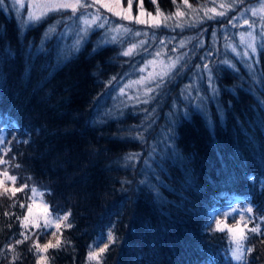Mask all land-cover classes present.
Listing matches in <instances>:
<instances>
[{
	"label": "trees",
	"instance_id": "1",
	"mask_svg": "<svg viewBox=\"0 0 264 264\" xmlns=\"http://www.w3.org/2000/svg\"><path fill=\"white\" fill-rule=\"evenodd\" d=\"M256 1L232 7L233 0H187L189 7L183 0H143V9L186 15L191 7L199 13L214 3L230 6L222 18L200 16L170 31L206 42L213 26L228 28L231 16ZM61 16L22 32L0 9V157L6 161L0 173L17 177L5 187L27 185L11 199L0 196V264H37L41 255L46 264H97L89 252L99 251L101 236L107 243L109 230L116 240L100 264H240L231 257L235 244L225 221L219 218L224 230L217 231L215 216L230 205L251 207L248 228L259 224L264 231L262 53L250 69L221 64L209 83L201 71L193 92L202 102L183 97L196 73L191 60L176 66L148 103L127 101L114 86L134 77L145 54L123 57L116 44L95 48V34L78 51H57V32L47 41L43 33ZM162 29L154 31L169 32ZM33 187L49 218L70 213L59 230L21 227L28 205L35 210ZM22 231L29 239L16 244ZM52 233L60 246L38 253L33 242L55 243ZM245 235V247L255 249L244 261L264 264V237L247 229Z\"/></svg>",
	"mask_w": 264,
	"mask_h": 264
},
{
	"label": "rangeland",
	"instance_id": "2",
	"mask_svg": "<svg viewBox=\"0 0 264 264\" xmlns=\"http://www.w3.org/2000/svg\"><path fill=\"white\" fill-rule=\"evenodd\" d=\"M47 2V0H22V3L25 5L24 7H20L19 4H13L12 0H5V3L0 6V9L7 14L8 16H12L17 23V26L23 32L27 28L32 27L33 25L37 24L38 22L48 18L49 16H55L60 13H64V16L52 18L50 23L48 24V30L43 33L45 35L44 41H47L50 36L54 32H57V36L55 38V47L57 51L62 52H75L80 49L89 40V36L91 34H95V38L93 40V46L95 48H101L106 45L116 44V45H123L121 49V54L123 51H127L129 48L132 47L133 44L139 45V47L134 48L132 53L129 55L134 54H145L142 62L140 63L137 73L134 74V77L129 79L128 81H124L123 79L121 82L114 86V92L116 96H121L127 101H131L133 99H139L142 102L144 100H148L149 92L145 95V92L148 88L156 89V85L159 83L161 85L162 81H164L173 69L180 66L184 63L189 62L190 60L193 62V66L196 69V73L191 76V82L189 83L188 89L184 92V99H188L195 95V101H204V97L200 98L199 94H195L193 91H196L198 78L197 75L200 72H204V76L206 77V82H210L212 79L211 71L215 68L220 67L221 64H224V61L229 60V63L232 65L241 64L245 68H251L253 65L258 64L259 60V53L261 52L264 57V44H262L261 40V31H262V22H261V13H259V9L261 8L262 4H264V0H257L252 5L247 6L244 10H240L236 13L234 20L230 23L228 28H222V30L218 29L216 26H213L209 32L208 40L205 42L204 37L197 38L196 41H192L193 35L187 34L185 36H178L173 34L171 31L172 28L176 27L177 23H180L182 27L187 22H197L198 17L206 16L212 17L211 19H219L225 16L228 12L231 11V7L228 6L227 8H222L220 5L217 4L212 6L206 5L205 8L201 9L198 13L195 8H189L188 13L183 17H175V12L170 15L164 16H171L172 19L165 21L163 17H160V23L158 26H154L152 18L145 15L143 19L148 20L149 23L146 24H137L135 21H128L123 20L119 16L114 15L112 12L108 11L106 8L101 7L99 3L94 4L92 7L88 8H79L77 10L76 15L74 16L71 9H61V10H44V9H37V8H29V4H43ZM82 3L91 5L93 0H81ZM104 3L114 4L115 0H103ZM139 2L140 0H133L132 3V15L135 17L139 15ZM120 8L126 9L128 7V0H119ZM215 8L216 12H224V16L216 15L212 12L207 11L208 9ZM257 11V15H253V11ZM33 12L37 16H41L39 21L32 22L29 26L25 27L21 24V20H27L29 12ZM145 11V10H144ZM146 12V11H145ZM146 13H152L151 11ZM93 14H98L102 18H107L109 21L108 24L105 25V28H99L93 25L91 28H86L83 19H91ZM156 13H152V17H155ZM78 19L77 17H81ZM209 19V18H208ZM199 20V19H198ZM245 20H248V23L245 24ZM98 21L97 23H99ZM235 25V26H233ZM249 25H252L249 27ZM116 26H123L131 30L129 33H117L114 29ZM169 26V27H168ZM54 27L55 31L49 32V28ZM166 28L169 32L167 34H159L154 31L159 28ZM163 30V29H162ZM136 32H139L140 35H135ZM252 32L253 36L255 37L254 41H251L254 46L257 47V52L253 54L251 49L247 47V43L241 42V33L245 34V40L247 41V33ZM113 37H116L113 40ZM77 40H80L81 43L77 44ZM143 41L144 43L141 45L140 42ZM163 41V43H161ZM184 42V46L180 47V42ZM194 43V44H193ZM195 46L194 50L196 51L195 54H192L190 51L191 46ZM175 48L176 50L173 51L172 49ZM235 49V51H233ZM211 52V55L208 53ZM248 52V57H245L243 53ZM160 53V55H157ZM191 58H190V56ZM199 55L198 61H196V66L194 65V60L196 56ZM123 57H129L124 56ZM214 57V60L212 58ZM176 57H181V59L176 63V66L172 69L168 75L163 76H155L154 79L151 81L145 80L144 83H135L136 81L141 80V77L147 78L149 73H160L164 67L173 60H176ZM194 58V59H192ZM150 61H155V64L149 63ZM163 61L164 65H161L159 62ZM208 64V69H204L203 65ZM226 65V64H225ZM251 65V67H250ZM199 66V67H197ZM228 66V65H227ZM229 67V66H228ZM144 68V71L141 72L140 69ZM233 67H230L232 69ZM182 70V69H181ZM115 82V81H114ZM111 82V85L114 83ZM153 83V86H151ZM194 89V90H193ZM197 93V91H196ZM1 136V135H0ZM2 143H0L1 147ZM33 204L35 206L34 212L32 211V218H38L39 224L45 225V218L47 214L44 211L45 205L39 201L38 196L33 197ZM235 209V211H233ZM246 207H239L237 205H230L226 207L224 211L218 212L215 216V220H219L222 218L225 221V224L229 227L234 225L238 220H240V215L243 214L245 217V221L248 220V213L246 212ZM228 215H225V214ZM48 217V216H47ZM49 218V217H48ZM244 222H241L240 226H243ZM45 228V226H44ZM51 229L55 231V226L47 227L46 229ZM229 238L232 241L235 234H229ZM46 241V240H45ZM235 248V245H233ZM232 257V252H231Z\"/></svg>",
	"mask_w": 264,
	"mask_h": 264
},
{
	"label": "snow or ice",
	"instance_id": "3",
	"mask_svg": "<svg viewBox=\"0 0 264 264\" xmlns=\"http://www.w3.org/2000/svg\"><path fill=\"white\" fill-rule=\"evenodd\" d=\"M185 6H189L187 3V0H183ZM236 2L237 0H233L232 3V7L236 6ZM240 2H243V0H240ZM5 3V0H0V6H2ZM13 4H19L20 7H24L25 5L22 3V0H12ZM99 3L101 5V7L106 8L108 11L112 12L114 15L119 16L121 19L123 20H128V21H135V23L137 24H146L149 23L148 20L143 19V17L145 15L149 16L152 18L153 24L154 26H158L159 23L161 22L160 17H163L165 21L172 19L171 16H164V14L162 13V11L159 9V7L156 8V15L155 17H152V13H146L143 9V0H140L139 2V15L137 16H133L132 15V3L133 0H128V7L126 9H121L120 8V4H119V0H115L114 4H108V3H104L103 0H93V3L91 5L82 3L81 0H47V2L43 3V4H29L28 7L29 8H37V9H44V10H61V9H71L73 15L75 16L77 13V10L79 8H88V7H92L94 4ZM153 4L157 3V0H152ZM173 3H176V0H173ZM190 7V6H189ZM220 7L222 8H227L228 5L226 4H221ZM207 11L212 12L216 15L219 16H224V12H216L215 8L212 9H208ZM259 13H261V22H262V31H261V40H262V44H264V4H262L261 8L258 10ZM43 15V13H41V16ZM175 17H183L184 16V12L177 10L175 12ZM253 15H257V11L254 10L253 11ZM41 16H37L35 15L33 12H29L27 20L22 19L21 20V24H23L25 27L29 26L32 22L35 21H39L41 19ZM78 19H81V17H77ZM209 19H211L212 17H208ZM235 17H232L228 22L232 23V20H234ZM98 21H100L99 23H97ZM83 23L85 25L86 28H91L93 25H95L96 27L99 28H105V25L109 23V21L107 20V18H102L101 16H99L98 14H93L91 16V19H83ZM248 23V20H245V24ZM176 27H182V25L180 23H177L175 25ZM235 26V25H233ZM252 25H249V27H251ZM117 33H120L121 31H123V33H129L131 32L130 29L123 27V26H116L114 29ZM55 31L54 27H50L49 28V32ZM135 35H140L139 32H136ZM247 38L248 40H245V34L241 33V42L242 43H247V47L251 49V52L253 54H255L257 52V47L253 45V43L251 41L255 40V37L253 36L252 32H248L247 33ZM116 37H113V40H115ZM81 43L80 40H77V44ZM144 42L141 41L140 44L142 45ZM161 43H163V41H161ZM184 46V42L181 41L180 42V47ZM139 47V45L133 44L131 48H129L127 51H123L122 55L124 56H129L134 48ZM173 51H175L176 49L173 48ZM233 51H235V49H233ZM157 55H160V53H157ZM208 55H211V52L208 53ZM243 55L245 57H248L249 53L245 52L243 53ZM181 59V57H176V60L171 61L170 63H168L167 65H164L163 61H160L159 63L161 65H164L162 71L160 73H149V76L147 78L141 77V80L136 81L135 83H144L145 80H149L151 81L152 79H154L155 76H160L161 78H163V76L168 75L169 72L172 71V69L176 66V63ZM149 63L151 64H155V61H150ZM224 64L228 65L229 67H235L234 65L230 64L229 61L225 60ZM199 67V66H197ZM251 67V65H250ZM204 69H208V64H204L203 65ZM141 72L144 71V68L140 69ZM209 79L211 80V77H209ZM253 86L255 87V81H253ZM156 87H160V84L158 83L156 85ZM211 87V85H210ZM154 91V89L152 88H148L147 91L145 92V95H147L149 92ZM212 91L215 93V88L212 89ZM261 95H264V93H262ZM144 103H148V100H144ZM261 104H264V101L260 102ZM0 143H4V139L2 136H0ZM8 150L5 149V153ZM6 161L0 157V164H5ZM0 176L3 177V179H0V196H5L8 195L10 193L9 199H11L12 197L16 196L17 192L23 191L24 187H27V185H22L20 188H16V187H5V180H10L13 183H15V181L17 180L16 175H9L8 171L5 170L4 172L0 173ZM31 192L33 193V196H35L37 194V188L33 187L31 189ZM22 208L24 207V204L20 205ZM32 205H28V214L23 216V219L20 220V224L21 227L24 229H27L29 224H31L33 227H39V220L38 218H31L32 217ZM44 211L47 214V206L45 205L44 207ZM235 211V209L233 210ZM246 212L249 214V218L247 221H245V217L243 214L240 215V220H238L234 225H232L231 227L225 225L224 227H227V231L229 234H235L234 238H233V243L235 244V248L232 249V258L238 262H240V264H246V262L244 261V254L247 253H252L255 249V246H250V247H245L243 241L248 240L249 237L245 235V229H247L249 232L256 234L257 236H261L264 237V231L261 230V226L259 224H257L256 226L252 227V228H248V223H251V214L253 213V208L248 207L246 209ZM5 215H9V213L5 212ZM69 215L68 214H62V215H55L52 218H48L46 216L45 218V228L47 227H51V226H55V228L57 230H59L61 228V224L64 221H68L69 219ZM225 215H228L227 213ZM17 219H20V217H17ZM261 220L264 221V216L261 217ZM241 222L243 223V227L240 226ZM66 227H72V225L69 223L66 225ZM216 230L217 231H223L224 228L221 227V222L218 220L216 221ZM53 236L56 237L55 239V243H52V241H49L48 243L45 244H40L38 242H33V246L35 247L36 251L38 253H45L47 252L48 249L50 248H57L60 246L61 244V240L58 236H56V233H52ZM20 236L24 237V240H17L16 244H20L23 243L24 241L29 239V236L25 234L24 231L20 232ZM116 240L113 232L111 230H109V232L107 233V243L104 242L103 236H101V238L99 239L96 247L99 249V251H90L89 252V260H95L97 261V264H100V258H101V254L105 253L106 250L109 248L110 244L114 243ZM261 243H264V239H262L260 241ZM103 243L104 246L103 247H99V245ZM8 251H14V246H9L8 247ZM15 259V257H14ZM37 264H46V258L41 255L39 257V259L37 260Z\"/></svg>",
	"mask_w": 264,
	"mask_h": 264
},
{
	"label": "bare ground",
	"instance_id": "4",
	"mask_svg": "<svg viewBox=\"0 0 264 264\" xmlns=\"http://www.w3.org/2000/svg\"><path fill=\"white\" fill-rule=\"evenodd\" d=\"M110 75L114 76V74H111V73H110Z\"/></svg>",
	"mask_w": 264,
	"mask_h": 264
}]
</instances>
